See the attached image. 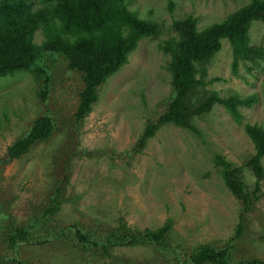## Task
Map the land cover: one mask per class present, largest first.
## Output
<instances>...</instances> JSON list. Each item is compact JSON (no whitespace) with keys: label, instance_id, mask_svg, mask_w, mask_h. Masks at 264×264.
Wrapping results in <instances>:
<instances>
[{"label":"rangeland","instance_id":"rangeland-1","mask_svg":"<svg viewBox=\"0 0 264 264\" xmlns=\"http://www.w3.org/2000/svg\"><path fill=\"white\" fill-rule=\"evenodd\" d=\"M249 2L125 0L141 19L158 23L160 33L139 41L82 122L75 117L81 77L58 55L46 54L30 69L0 79V264H178L202 246L227 244L230 264L264 261V242L258 239L264 234V181L244 237L234 239L242 207L215 164L221 156L243 167L254 153L244 124L264 127V59L241 63L235 74L231 46L223 40L208 66L207 89L221 98L255 95L252 107L240 108L242 122L217 104L194 119L200 136L165 125L135 150L147 123L166 111L170 57L161 47L175 37L173 22L191 16L203 28ZM263 34V23L254 22L250 44L260 45ZM42 117L52 121V135L21 158L9 159L8 149ZM242 176L252 191L255 177L245 168ZM58 191L59 210L46 216ZM167 222L171 230L162 247L105 244L107 234L121 225L143 231ZM17 228L28 230L30 243L9 244ZM77 230L97 245L80 243Z\"/></svg>","mask_w":264,"mask_h":264},{"label":"trees","instance_id":"trees-1","mask_svg":"<svg viewBox=\"0 0 264 264\" xmlns=\"http://www.w3.org/2000/svg\"><path fill=\"white\" fill-rule=\"evenodd\" d=\"M172 7L173 2H170V9ZM254 22L264 25V0H250L221 22L203 28H199L197 20L191 16L173 22L175 37L161 47L170 57L171 93L166 101V111L156 122L147 123L135 150H142L165 125L184 128L200 136L194 119L209 115L217 104L237 123L242 122L240 108L252 107L256 102L255 95L241 98L233 94L221 98L207 89L211 83L207 80V72L212 58L221 50L223 40L231 46L235 74L241 63L264 59V34L260 45L250 44L249 32ZM158 33L160 25L141 19L128 8L125 0H45L44 3L0 0V79L30 69L46 54L58 55L69 70L81 77L82 90L75 117L82 122L98 102L101 87L126 64L139 41ZM38 35L41 36L40 43ZM261 88L264 97V79ZM53 131L49 118L37 119L28 135L8 149V158H21L35 144L48 139ZM244 132L254 145V153L243 167H236L221 156L215 157L226 187L242 207L234 239L244 237L249 224L248 214L259 200L260 183L264 181V127L246 123ZM244 168L256 179L252 191L243 181ZM61 197L58 191L45 210L46 216L58 212ZM170 230V222L157 230L143 231H132L121 225L107 234L105 244L111 248L139 244L162 247ZM29 237L27 229L17 228L9 236V244H28ZM75 237L82 244L97 245L89 242L79 230ZM258 239L264 242V234ZM231 248L229 244L220 249L202 246L178 264H230ZM237 264H264V261L248 259Z\"/></svg>","mask_w":264,"mask_h":264}]
</instances>
